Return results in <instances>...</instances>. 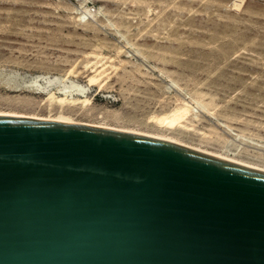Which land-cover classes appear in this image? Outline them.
Returning a JSON list of instances; mask_svg holds the SVG:
<instances>
[{"label":"water","instance_id":"obj_1","mask_svg":"<svg viewBox=\"0 0 264 264\" xmlns=\"http://www.w3.org/2000/svg\"><path fill=\"white\" fill-rule=\"evenodd\" d=\"M0 264H264V170L0 114Z\"/></svg>","mask_w":264,"mask_h":264},{"label":"rangeland","instance_id":"obj_2","mask_svg":"<svg viewBox=\"0 0 264 264\" xmlns=\"http://www.w3.org/2000/svg\"><path fill=\"white\" fill-rule=\"evenodd\" d=\"M182 1L0 0V110L48 115L59 101L87 122L113 110L263 163L264 0ZM177 98L191 109L169 111Z\"/></svg>","mask_w":264,"mask_h":264},{"label":"bare ground","instance_id":"obj_3","mask_svg":"<svg viewBox=\"0 0 264 264\" xmlns=\"http://www.w3.org/2000/svg\"><path fill=\"white\" fill-rule=\"evenodd\" d=\"M134 2H136L137 4H143L146 2V0H133ZM167 1H165L166 3ZM174 2L175 4V1H172ZM59 3V2H58ZM181 3H185L187 4L188 2L183 0ZM163 4V2H162ZM178 4V2L175 4V6ZM173 5V4H172ZM168 6L169 8L172 6ZM181 4H179L178 6L180 7ZM192 5V4H191ZM148 9L151 11V8H152V5L150 3H148L147 5ZM174 7V6H173ZM167 8V9H169ZM194 8V7H193ZM166 9V11H167ZM77 12V11H76ZM158 12V11H157ZM100 13V12H99ZM149 15V14H148ZM148 17V16H147ZM158 17V16H157ZM253 19V18H251ZM108 20V19H107ZM112 25V24H111ZM118 26V24L116 25ZM235 37V36H234ZM217 41V40H216ZM252 42V41H251ZM254 42V41H253ZM250 43V42H249ZM132 44V43H131ZM224 44V43H223ZM251 44V43H250ZM254 44V43H253ZM222 45V44H221ZM227 44H226V49H227ZM231 47V46H230ZM223 49V48H222ZM225 49V50H226ZM218 53V52H217ZM221 53V52H220ZM225 53V52H224ZM222 53V54H224ZM229 53V52H228ZM227 53V54H228ZM221 54V55H222ZM230 54V53H229ZM220 55V56H221ZM227 56V55H226ZM214 57V56H213ZM87 59V58H86ZM226 59V58H225ZM228 60V59H227ZM226 60V61H227ZM127 63V62H126ZM125 63V64H126ZM220 64V63H219ZM123 66L121 67H117L114 68L113 70V73H117L119 69H121ZM126 67V66H125ZM128 69V68H127ZM153 71V70H152ZM162 71V70H161ZM175 72V71H174ZM139 73V72H138ZM161 73V72H160ZM133 74V73H132ZM106 76V75H105ZM112 76V75H111ZM109 77V76H108ZM109 80V79H108ZM106 83V82H105ZM174 83V82H173ZM196 83V82H195ZM169 85V84H168ZM177 85V84H176ZM181 88H184V87H181ZM185 91V90H184ZM190 93V92H189ZM206 93V92H204ZM68 94V93H67ZM73 97V96H72ZM71 97V98H72ZM208 97V96H207ZM192 98V97H191ZM164 99V98H163ZM56 100V98H55ZM73 100V99H72ZM52 101V100H51ZM67 101V100H66ZM191 101H193L194 103H196V105H199L201 106L202 108H204L205 110H208L210 107L209 105L213 104L212 102H214V99L211 100V101H206L205 97L204 96H198L196 98H193L191 99ZM189 101V102H191ZM49 102V101H48ZM188 102V101H187ZM187 102L184 103V100L183 99H176V105L169 111H175L177 108H188V105H187ZM36 103V102H35ZM59 103V101H58ZM56 103L59 108L58 110L54 113V110H53V104L50 105V110H49V114L48 115H42L40 113H31V112H22L20 110H17V109H8V110H3L1 109L0 110V114H4V115H14V116H22V117H28V118H35V119H41V120H50V121H59V122H67V123H76V124H84V125H90V126H96V127H102V128H108V129H114V130H120V131H125V132H131V133H136V134H141V135H147V136H152V137H156V138H161V139H165V140H169V141H173V142H176V143H179V144H183L185 146H188V147H191V148H194V149H197V150H200V151H203V152H206V153H209V154H212V155H216V156H219V157H222V158H225V159H228V160H232V161H235V162H238V163H241V164H245V165H248V166H251V167H254V168H257V169H261V170H264V162L263 163H256V162H252V161H248V160H245L243 159L239 153H231L228 149H223V150H220V151H211L209 150L207 147H203V145H195V144H191V143H188L187 141L185 140H181L179 137H172V136H169L168 134H159L155 131H151V130H143V129H140V128H137V127H130V126H126V125H122L120 124V117H119V114H117L116 112H114L113 110L111 111H107L105 113H102L98 118H95L94 120H88L87 121H83V120H80L78 119V116H76L77 118H75L72 114L68 113V111L66 110H71L74 108V105L71 106L69 103L67 104H58ZM63 103V102H62ZM193 104V103H192ZM25 106V105H24ZM78 106V105H77ZM190 106V104H189ZM192 106V105H191ZM214 106V104H213ZM212 107L215 108V107ZM216 106V105H215ZM223 106V104H222ZM80 107V106H79ZM193 107V106H192ZM209 107V108H208ZM76 108V107H75ZM87 107H80V110H84L86 109ZM188 109H191V108H188ZM187 109V110H188ZM97 110V109H96ZM81 111L79 113H81ZM95 111V110H94ZM119 112V111H118ZM208 112V111H207ZM78 113V114H79ZM211 113V111H210ZM215 113V111H214ZM217 119V118H216ZM223 120V119H222ZM228 123V122H227ZM235 126V125H234ZM227 127V126H226ZM213 129V128H212ZM232 129V128H231ZM216 130V129H215ZM214 130V131H215ZM218 131V130H217ZM210 131H208L209 133ZM221 132V131H220ZM214 133V132H213ZM217 133V132H216ZM207 134L204 132V135ZM210 135L209 137H212V132H210L209 134L205 135V136H208ZM214 135V134H213ZM218 135V133H217ZM216 136V135H215ZM211 139V138H208V140Z\"/></svg>","mask_w":264,"mask_h":264}]
</instances>
